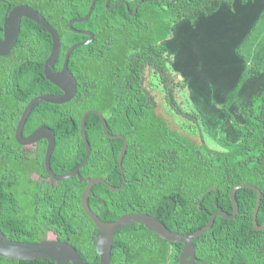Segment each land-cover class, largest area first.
<instances>
[{
    "label": "trees",
    "instance_id": "1",
    "mask_svg": "<svg viewBox=\"0 0 264 264\" xmlns=\"http://www.w3.org/2000/svg\"><path fill=\"white\" fill-rule=\"evenodd\" d=\"M121 1L126 5L119 3ZM238 1L245 5L253 0ZM90 2L16 0V3L37 10L57 31L61 51L53 72L61 69L64 54L70 46L88 39L70 31L68 22L85 16ZM233 2L110 0L108 6H116L107 10L105 0H96L89 18L72 25L76 31H89L94 35L92 43L69 55L67 64L78 84L79 95L84 90H81L83 84H89L92 93L85 99L61 105L39 103L34 108L55 138V149L49 160L50 170L55 175L70 172L85 157L86 149L79 135V121L85 111L99 112L109 134L125 137L123 186L113 192L98 183L89 190L86 200L90 210L102 222H112L125 213H142L154 217L173 232L193 233L205 226L216 211L231 214L230 190L238 184H250L261 194L256 222L262 224L264 91L250 96L233 111L229 108L232 109L248 77L264 74V6L236 50L237 55L248 62V67L221 106L226 121L220 127L208 123L199 111L188 108L189 104L183 106V100L177 101L166 75L171 58L163 42L171 35L173 26L182 21L194 23L200 16L214 15L222 6L232 8ZM135 8L136 13L131 16ZM29 35L36 38V51L33 52L36 53L37 95L43 92L57 94L58 89L45 80L42 72L51 39L39 25L22 19L19 44L24 45ZM145 69L153 72L159 85L162 84L160 89L166 107L183 121L185 130L203 142L193 143L156 115L152 98L141 89ZM179 85L184 86L181 82ZM21 110L20 107L18 113ZM83 132L91 152L79 170L80 176L98 177L111 187H120L122 178L117 156L122 141L106 138L100 120L94 114L85 117ZM208 138L216 147L210 146ZM43 154L44 147L37 163L40 175L45 178ZM25 168L32 170V165L27 163ZM3 177L0 181V230L6 238L34 243L45 240L46 233L51 232L58 241L71 245L86 264H98L94 248L98 231L81 208L84 183L76 177L52 181L53 194L57 197L53 199V213L46 223H38L42 227L32 230L18 218V212L26 208L20 199L21 191H46L47 187L18 180L11 171H5ZM235 200L238 212L234 219L216 217L210 229L193 240L197 259L194 264H264V229L255 230L252 224L256 194L241 188L235 192ZM181 248V244L163 241L143 226L129 225L113 236L110 264H179ZM0 264L54 262L0 258Z\"/></svg>",
    "mask_w": 264,
    "mask_h": 264
},
{
    "label": "water",
    "instance_id": "2",
    "mask_svg": "<svg viewBox=\"0 0 264 264\" xmlns=\"http://www.w3.org/2000/svg\"><path fill=\"white\" fill-rule=\"evenodd\" d=\"M96 0H91L88 7L87 13L81 18H77L68 22V28L70 31L83 34L88 37L87 40L70 46L63 58L61 69L57 72H53L54 64L61 51L60 37L57 31L46 21V19L34 8L27 5H19L13 7L9 13L5 15L3 21V38L0 39V56H4L9 53L13 44L16 42L20 30V24L22 19H28L35 24L43 28L51 39L50 52L43 63V76L46 81L52 84L54 87L60 90V94H44L39 95L32 99L26 107L23 109L18 124L16 127L15 138L20 144H31L41 139L46 140V147L44 152V170L49 178L55 182H60L73 177H76L80 183H84L85 187L81 195V208L87 218L93 223L98 233L95 239V253L98 257V264H110L111 261V250L113 244V236L120 229L129 225H140L143 226L151 234L155 235L159 239L169 242L181 244L182 248L178 255L179 264H194L197 260L195 257V248L193 246V240L204 234L210 229L213 221L216 217H222L226 220H232L235 218L238 212V205L235 200V192L241 188L249 189L256 194V201L253 208L252 224L255 230L264 229V220L261 225L256 222V216L260 205L261 194L259 190L250 184H238L235 185L229 192V199L232 204V213L227 214L222 211H216L213 213L205 226L200 230L189 233L181 234L169 230L165 225L157 221L154 217L142 213H125L119 216L116 220L105 223L102 222L88 207L86 200L89 196V190L96 184H104L110 191H118L124 184L125 180L123 177L122 159L127 148V141L123 135H111L107 132L106 123L103 116L95 110L85 111L79 121V135L85 146L86 154L83 160L70 172L63 175H55L51 172L49 166L50 157L55 148V138L52 131L46 127H39L33 131L25 139H20V130L23 126L25 119L32 110V108L39 103H47L52 105H61L68 103L74 96L76 91V80L72 73L68 70V58L69 55L77 48L86 44L92 43L94 40L93 33L89 31H76L72 28L75 23H81L86 21L92 11V7ZM110 0H105V7L107 10L113 9L116 4L108 6ZM126 5L124 1L119 2ZM136 9L130 14L134 16ZM89 114L96 115L101 123V129L103 135L112 140H121L122 145L117 156V166L119 173L121 174L122 183L120 187L114 188L109 186L105 181L98 177L93 178H82L79 174L80 168L87 161L91 148L84 137L83 125L85 117ZM0 258L17 260V261H28L37 259H48L54 262V264H86L76 253V251L66 241H58L57 239H45L39 242H25V241H14L6 238L0 230Z\"/></svg>",
    "mask_w": 264,
    "mask_h": 264
},
{
    "label": "flooded vegetation",
    "instance_id": "3",
    "mask_svg": "<svg viewBox=\"0 0 264 264\" xmlns=\"http://www.w3.org/2000/svg\"><path fill=\"white\" fill-rule=\"evenodd\" d=\"M19 5L22 4L16 3V0H0V39L3 38V21L5 15L9 13L13 7ZM35 49L36 38L29 35L24 45H20L19 38H17L9 53L0 56V181L4 179L3 173L5 171H11L18 180H29L30 182L39 183L42 187H47L46 191H21L20 199L26 208L18 212V218L27 228L29 227L32 230L42 227L41 224L38 225L40 221H42V223L47 222L50 214L53 213V199H57L53 194V180L48 176L43 178V176L40 175V169L37 163L39 162L38 157L43 147L45 152L46 140L41 139L31 144H20L15 138L16 127L23 109L32 99L38 96L37 78L36 74H34V69H36V61H34L36 60V56L34 55H36V53L33 52V50ZM25 53H28V57L25 56ZM29 58L30 60H28ZM143 72L144 70L142 71V80ZM77 85L76 82V91L70 101L90 97L92 92L89 91V84H83L81 86V90L82 88H84V90L80 95ZM160 85L162 86V84ZM141 89L148 98H152V95H148L144 91L143 85H141ZM58 91L59 93L57 94H60L61 92L59 89ZM44 94L52 93L43 92L41 95ZM25 101L28 102L24 104ZM20 107L22 110L18 113ZM34 109L33 107L23 123L20 130V139H25L39 127L48 128L46 125L42 124L43 119L38 117L37 109ZM40 116H42V114H40ZM27 163L32 165V170L25 168ZM42 164L44 168V154ZM59 210L60 206L58 208V211ZM49 233L51 232L46 233L45 239H47L46 236ZM53 239H56L55 236Z\"/></svg>",
    "mask_w": 264,
    "mask_h": 264
},
{
    "label": "rangeland",
    "instance_id": "4",
    "mask_svg": "<svg viewBox=\"0 0 264 264\" xmlns=\"http://www.w3.org/2000/svg\"><path fill=\"white\" fill-rule=\"evenodd\" d=\"M183 29H185V31L182 30L173 38H170V35L169 40L166 41L168 55L171 58V62L169 63L170 70L166 73L168 84H170V86L174 89L176 100H183V106L189 104L190 106L188 108L194 109V103L201 108L207 105V108L205 109L208 112L206 115L207 117L205 118L206 121L210 124L216 125V127H220L221 124L226 121L225 114L221 110L220 106L224 101L223 96L218 100L219 102L221 101V104H218V101L216 102L215 98L212 100V97H214L213 95H216L215 93L217 92V88L219 91L221 89L225 91V89L230 88L232 83L233 85L237 83L240 78L237 76V73L240 70V65L238 62L232 60L228 62L226 60V54L221 56L217 53L218 56H216V62L219 63L222 58V60L225 61L224 65L226 66H224L225 69L216 71L213 66L210 67V65H207L204 62L205 60L193 50L194 46L197 45L194 40L198 36V31L190 29V27H183ZM195 35L196 37H194ZM201 35L202 33L199 34V37ZM212 37H217V33L213 32V35L208 38V42L205 44L207 49L210 47L217 49L215 44L210 41ZM201 42H203V40H201ZM171 49H174V52L172 50V55L170 54ZM206 53L208 52H205L204 58L207 57ZM153 74L154 73L150 70L145 69L143 72L142 85L144 86V91L148 95H152L156 115L166 121L172 130L189 137L193 143L199 144L203 142L198 136L193 135L192 132H189L188 130H185L183 127V121L179 117L175 116L173 112L168 109V107H166L160 85L157 78ZM180 82L184 86H180ZM211 82L213 83V90L210 91L209 84H211ZM177 83L178 85H176ZM259 88L260 86L258 83H254L252 81L247 83L245 87L242 86L240 89L241 91L239 90L240 94L243 95L241 100L245 101L250 94H257ZM229 109L233 111L234 106L232 109L231 107ZM207 142L210 146L216 147L215 142L210 138H208ZM46 237L47 239H53L54 236L49 233Z\"/></svg>",
    "mask_w": 264,
    "mask_h": 264
},
{
    "label": "crops",
    "instance_id": "5",
    "mask_svg": "<svg viewBox=\"0 0 264 264\" xmlns=\"http://www.w3.org/2000/svg\"><path fill=\"white\" fill-rule=\"evenodd\" d=\"M263 6L264 0H253L245 5H241L238 0H234L232 8L222 6L214 15L207 17L200 16L195 20L194 23L190 24L187 21H182L175 24L171 30L170 38L177 36L182 30L185 31L183 27H190V29L198 31V36L194 40L197 44L194 46V52L204 59V62L207 65H210V67L213 66L216 71L223 70L225 69L224 66H226L224 65L225 61L222 60V58L219 63L216 62V56H218L217 53H219L221 56L226 54V60L228 62L232 60L238 62L240 65V70L237 73V76L240 77L247 70L248 62L241 59L237 55L236 50ZM212 31L217 33V37H212L210 41L211 43L215 44L217 49L219 48L218 50L214 47L207 49L205 45L208 42V38L213 35ZM200 33H202V35L199 37ZM194 37H196V35ZM167 40H169V38L163 42L165 45H167ZM201 40H203V42H201ZM172 50L174 52V49H171L170 54L172 53ZM205 52H208L206 53V58H204ZM251 81L258 83L260 86L258 93L260 91H264V74L248 77L243 86L245 87V85ZM232 85L233 83L231 84L230 88L225 89V91L222 89L219 91L217 88V92L215 93L216 95H213L214 97H212V100L215 98V101L217 102L223 96V100L225 101L228 93L233 88ZM212 86L213 83L211 82V84H209L210 91L213 90ZM240 91L238 92L237 98L233 104L235 109L242 105L247 99H249L250 96L254 95L250 94L248 95V98L245 99V101H242L241 99L243 95L240 94ZM220 102L218 101L217 103L221 104ZM193 106L195 110L199 111L204 116V118L207 117L206 115L208 112L205 110L207 105L201 108L194 103ZM220 106H222V104Z\"/></svg>",
    "mask_w": 264,
    "mask_h": 264
}]
</instances>
